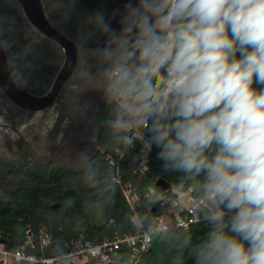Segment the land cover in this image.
I'll list each match as a JSON object with an SVG mask.
<instances>
[{"label":"clouds","instance_id":"obj_1","mask_svg":"<svg viewBox=\"0 0 264 264\" xmlns=\"http://www.w3.org/2000/svg\"><path fill=\"white\" fill-rule=\"evenodd\" d=\"M111 17L92 18L105 42L84 74L112 128L146 129L164 171L199 178L195 264H264V0H125Z\"/></svg>","mask_w":264,"mask_h":264},{"label":"trees","instance_id":"obj_2","mask_svg":"<svg viewBox=\"0 0 264 264\" xmlns=\"http://www.w3.org/2000/svg\"><path fill=\"white\" fill-rule=\"evenodd\" d=\"M98 110L99 151L82 169L41 171L37 167L0 162V169L4 170L0 174V239L8 252L24 251L37 258H56L70 254L80 240L99 243L134 233L126 201L113 182L115 165L106 160L115 149L125 148L124 138L130 131L109 125L111 110L104 98L98 103ZM142 130L148 136L146 129ZM157 151L153 147L144 153L148 171L140 174V147L136 144L129 158L118 163L122 182L132 184L139 196L153 187L157 179L202 192L197 183L199 178L190 180L182 172L164 171ZM113 158L114 163L118 161L116 156ZM57 204L59 208H53ZM209 227L198 223L153 235L150 247L137 264H195L184 241L190 236L192 244H198ZM45 235L49 241L42 244ZM127 260L128 254L124 252L119 264H126ZM60 264L74 263L71 257H66ZM87 264L96 262L88 260Z\"/></svg>","mask_w":264,"mask_h":264},{"label":"flooded vegetation","instance_id":"obj_3","mask_svg":"<svg viewBox=\"0 0 264 264\" xmlns=\"http://www.w3.org/2000/svg\"><path fill=\"white\" fill-rule=\"evenodd\" d=\"M7 3L10 9L3 8L4 13L0 10V42L8 72L20 89L41 96L50 89L63 67L64 50L31 26L17 0H7ZM124 3L125 0H41L48 25L74 45L76 64L53 102L39 112L18 107L0 87V135L8 123L13 125L27 116H41L48 121L50 148L71 142L84 165L99 151L98 103L103 100L100 98L102 82H89L84 71L87 67L92 73L96 72V61L89 50L102 47L105 37L95 30L92 18L97 11H103L113 27L118 28V17L112 19L111 14L116 9L122 10ZM0 162L6 163L1 157ZM3 171L0 169V174Z\"/></svg>","mask_w":264,"mask_h":264},{"label":"built area","instance_id":"obj_4","mask_svg":"<svg viewBox=\"0 0 264 264\" xmlns=\"http://www.w3.org/2000/svg\"><path fill=\"white\" fill-rule=\"evenodd\" d=\"M142 129L144 128L136 126L125 129V131H130L126 137L131 138L132 143H128L124 138L125 148L123 150L115 149L113 154L106 156L109 165H115L113 182L118 185L126 201L134 233L99 243L80 240L70 254L48 259L37 258L24 251L10 253L3 244H0V264H17L19 262L60 264V261L66 257H71L72 261L75 259L85 260L86 263L88 260H94L96 264H119L121 254L124 252L128 254L126 264H137L150 247L153 235L170 230L187 229L198 223L208 224L205 216L211 211V207L203 192L195 191L191 187H184L183 184L179 186L170 184V187L165 191L153 186L139 196L132 184L122 182L118 163L120 160L126 161L129 158L136 144L140 147L138 171L140 174L148 171V160L144 153L150 152L151 149L146 143L148 136ZM113 155L118 158L115 163ZM48 241V236H43L42 244H46Z\"/></svg>","mask_w":264,"mask_h":264},{"label":"rangeland","instance_id":"obj_5","mask_svg":"<svg viewBox=\"0 0 264 264\" xmlns=\"http://www.w3.org/2000/svg\"><path fill=\"white\" fill-rule=\"evenodd\" d=\"M3 8L10 9L7 0H0L2 13L5 11ZM100 85V92L102 91L100 98H104L103 84ZM67 105L68 102L66 108L69 109ZM88 110L91 111L92 108L90 107ZM48 137H50L48 121L41 116H27L13 125L8 123L7 126L2 128V135H0V157L5 162L24 167H37L41 171L56 170L58 168L76 171L84 167L81 159H78V152L74 149L75 145L66 142L63 146L59 145L52 149L47 144ZM73 262L74 264H87L85 260L81 259H75Z\"/></svg>","mask_w":264,"mask_h":264},{"label":"water","instance_id":"obj_6","mask_svg":"<svg viewBox=\"0 0 264 264\" xmlns=\"http://www.w3.org/2000/svg\"><path fill=\"white\" fill-rule=\"evenodd\" d=\"M17 1L21 5L23 14L31 26L40 30V32L49 39L55 41L65 53V62L63 67L56 75L50 89L41 96H33L20 89L11 79L7 69L4 49L0 42V87L7 94L9 100L18 107L32 112H39L49 107V105L56 98L62 85L71 75L76 64V52L74 45L70 41L58 34L48 25L41 0ZM154 186L162 191H165L170 187V183L164 179H157ZM53 208H59V204L54 205ZM0 244H3L1 239Z\"/></svg>","mask_w":264,"mask_h":264}]
</instances>
